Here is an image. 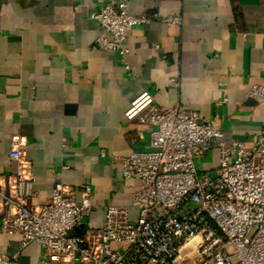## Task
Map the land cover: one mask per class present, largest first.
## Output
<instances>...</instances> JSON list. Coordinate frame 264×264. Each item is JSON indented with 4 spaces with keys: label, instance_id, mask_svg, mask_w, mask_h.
<instances>
[{
    "label": "crops",
    "instance_id": "crops-1",
    "mask_svg": "<svg viewBox=\"0 0 264 264\" xmlns=\"http://www.w3.org/2000/svg\"><path fill=\"white\" fill-rule=\"evenodd\" d=\"M105 1L0 0V172L14 171L10 138L19 134L33 174L29 204L47 202L56 182L88 184L92 213L72 234L100 228L108 205L136 219L130 201L139 183L121 176L117 159L150 149V128L124 118L143 90L157 105L194 110L221 131L196 159L210 175L220 143L249 148L264 131V104L244 98L264 80V0H116L148 19L127 32L129 70L95 46L103 30L89 14ZM169 17L180 23L168 25ZM18 243L0 232V254ZM42 257L30 242L11 264H54Z\"/></svg>",
    "mask_w": 264,
    "mask_h": 264
},
{
    "label": "built area",
    "instance_id": "built-area-1",
    "mask_svg": "<svg viewBox=\"0 0 264 264\" xmlns=\"http://www.w3.org/2000/svg\"><path fill=\"white\" fill-rule=\"evenodd\" d=\"M89 17L103 30L95 46L115 52L129 70L127 32L148 19L130 15L116 0H106ZM164 22L179 24L180 18ZM169 82L179 86L174 78ZM244 98L264 104V80ZM124 118L150 128V149L117 159L121 176L139 183L130 201L136 219L129 220L126 207L108 205L100 228L72 234L92 213L90 186L56 182L47 202L29 204L34 192L27 140L14 134L8 156L15 169L0 172V232L18 236L19 243L0 254V264H11L30 242L42 248L43 262L54 264H185L182 250L191 242L189 264H264V131L249 148L242 141L220 143L217 170L210 175L197 168L196 159L222 133L196 111L159 106L143 90Z\"/></svg>",
    "mask_w": 264,
    "mask_h": 264
},
{
    "label": "rangeland",
    "instance_id": "rangeland-1",
    "mask_svg": "<svg viewBox=\"0 0 264 264\" xmlns=\"http://www.w3.org/2000/svg\"><path fill=\"white\" fill-rule=\"evenodd\" d=\"M192 206H188L185 209H183V212H187L188 209H190ZM193 242H191L189 245H187L183 250H182V257L184 258V263L189 264L191 260L193 259V255L191 253V248H188ZM192 246V245H191ZM211 264V262L209 263Z\"/></svg>",
    "mask_w": 264,
    "mask_h": 264
}]
</instances>
